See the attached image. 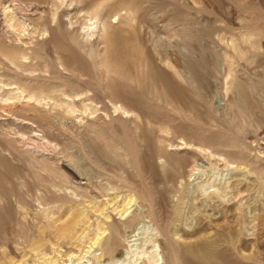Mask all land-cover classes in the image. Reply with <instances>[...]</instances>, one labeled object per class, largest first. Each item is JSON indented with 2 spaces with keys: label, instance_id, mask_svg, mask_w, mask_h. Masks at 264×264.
<instances>
[{
  "label": "rangeland",
  "instance_id": "374dc122",
  "mask_svg": "<svg viewBox=\"0 0 264 264\" xmlns=\"http://www.w3.org/2000/svg\"><path fill=\"white\" fill-rule=\"evenodd\" d=\"M80 1L66 12L76 21L67 29L68 17L60 27L49 21L53 0L41 1L39 12L48 17L52 31L32 40L41 46L27 40L35 53L32 66L12 64L0 54V264L109 263L108 257L96 260L99 247L89 250L94 229L117 227V223L119 227L131 217L133 223L121 226L115 259L128 261L134 247L153 233L150 228H156L161 264H264V0ZM96 4L106 5V20L112 22L105 52L117 77L111 74L107 78L101 64H92L89 47L81 51L76 45L72 29L81 31L86 12ZM124 6L131 8L128 17L122 11V17L110 19ZM1 29L0 40L5 43ZM101 49L103 45H99ZM56 52L66 71H59ZM138 64L144 67L140 87L130 83L140 77ZM27 85L52 91L57 100L60 90L83 93L74 99L78 109L81 101L90 104V98L98 111L92 115L77 111L69 117L55 100L37 102L27 92L21 93ZM111 95L141 114L146 128L141 126L143 135L133 132L130 121L112 120L119 113L108 111L110 117H106L104 105L110 107L107 98ZM148 122L153 137L147 132ZM90 128L98 137L90 134ZM164 128L171 129L175 137L194 135L192 143L206 148L205 154H194L205 169L192 183H184L186 175L176 165L184 160L191 166L194 148L188 154L180 151L169 156L165 169L159 166L157 141L164 136ZM36 133L46 134L51 146L42 149ZM153 138H157L156 145ZM53 144L57 145L54 150ZM126 151L133 155L125 157ZM41 161L56 164L58 172L73 181L60 183L53 173L42 169ZM205 181L221 191L212 189L209 195H202L199 183ZM133 194L137 206H129L127 218L120 216ZM138 214L144 215L140 218ZM69 227L74 229L69 239H63L62 233ZM37 244L40 255L35 254Z\"/></svg>",
  "mask_w": 264,
  "mask_h": 264
},
{
  "label": "bare ground",
  "instance_id": "6f19581e",
  "mask_svg": "<svg viewBox=\"0 0 264 264\" xmlns=\"http://www.w3.org/2000/svg\"><path fill=\"white\" fill-rule=\"evenodd\" d=\"M41 1H45V0H0V26L2 27L1 30H3V36H5V38L7 39V42L3 43L1 40H0V54L5 58L7 59L10 63L12 64H18L20 66H32V53L34 52H31V48L28 46V42L27 40H29V44H32V45H35V46H41L42 44L40 42H38L37 40L36 41H32V40H35L36 38V35L37 36H48L50 35V27H48V17L45 15L44 12H39V5L41 3ZM52 2V0H51ZM81 3L80 0H53L52 4H51V16H50V20L49 21H52L53 23L56 24L57 27H60L61 24L63 23V18L64 17H68V14H66L67 11H70L68 10V8L70 6H72L73 4H76V6L78 7V5ZM43 4V3H42ZM46 4V3H45ZM48 5V4H47ZM42 6V5H41ZM45 6V5H44ZM50 6V5H49ZM74 6V5H73ZM125 6H128L127 3L125 4ZM123 7V8H119L112 16H110V19L112 18H116V19H119V17H122L121 15V12L124 11L125 14L124 16L128 17L129 14L131 13V8L130 7ZM65 8L63 11H61V13L59 12L60 10H62V8ZM106 5L105 4H96V5H93L92 7H90L88 9V11L86 12V17L83 15L82 17L84 18L85 17V23L83 24V27H81V31L79 30H76L74 31V29H72L73 32L76 33V45L77 47L82 51V50H85V48H88L89 52H88V55L89 57L92 59V64H94V67H96L95 65H97L98 63L101 64V66L104 67V70H105V74H106V77L109 78L111 76V74H115L116 75V70H114L112 68V66H110L109 62H108V57H107V53L105 52L107 50V45H108V42H109V39H111V32H110V29L112 27V22L111 21H107V13H106ZM43 11V10H42ZM137 12V10L135 11ZM79 13V12H78ZM71 14V13H70ZM69 14V15H70ZM77 15V13H76ZM123 16V17H124ZM78 17V16H77ZM81 18V16H80ZM72 17H68V22H65V26H66V29L68 28L67 25L69 26H72L74 23L72 22ZM82 23V22H81ZM114 23V22H113ZM53 26V25H52ZM75 27V26H74ZM77 27V26H76ZM133 27V26H132ZM65 28V27H64ZM63 28V30H64ZM58 30V28H57ZM71 30V29H70ZM112 30V29H111ZM61 31V30H60ZM62 32V31H61ZM72 33V32H71ZM61 34V33H60ZM1 37V35H0ZM45 38V37H44ZM48 38V37H46ZM45 38V40H46ZM43 39V38H42ZM40 40V39H38ZM111 43V42H110ZM157 43V42H156ZM99 45H103V49L99 50ZM110 45V44H109ZM102 47V46H101ZM39 50H43V48H40L38 47ZM57 49V48H56ZM36 50V49H35ZM38 50V51H39ZM134 50V49H133ZM136 50V48H135ZM160 50V49H159ZM37 51V50H36ZM105 52V53H102ZM138 51V50H136ZM136 51H133L135 54H136ZM133 53V54H134ZM138 53H141L142 52H137ZM35 54V53H34ZM140 54V56H141ZM158 54V53H157ZM143 55V54H142ZM56 56H57V60H58V66H59V71L60 70H64L66 71L67 68L64 66V64L62 63V56L59 52H56ZM131 56V55H130ZM159 56V55H158ZM1 57V56H0ZM134 57V56H133ZM135 57H138V55ZM134 57V58H135ZM131 58V57H130ZM139 60L141 57H138ZM136 58V59H138ZM100 60L99 62L97 60ZM127 59V58H126ZM135 59V60H136ZM229 59V58H227ZM132 61H134V59H130ZM142 60V59H141ZM138 61V60H137ZM115 63V62H114ZM132 64V62H130ZM119 64V63H118ZM130 64V65H131ZM134 64L135 61H134ZM166 64V63H165ZM41 65V64H40ZM48 65V64H47ZM129 65V64H128ZM168 65V64H167ZM176 65V64H175ZM133 66V65H132ZM135 66V65H134ZM45 67V65H44ZM49 67V66H48ZM128 67V66H127ZM131 67V66H129ZM132 68V67H131ZM146 68V67H145ZM36 69V68H35ZM124 69V68H123ZM126 69V68H125ZM163 69V68H162ZM226 69V68H225ZM29 70V69H28ZM73 70V69H72ZM119 70V69H118ZM134 70V69H133ZM164 70V69H163ZM26 71V70H25ZM43 71V70H42ZM41 71V72H42ZM136 71V70H135ZM137 71H138V74L140 75L139 78L137 79H130V83L132 84H136V86L140 87L141 86V83H142V80H141V74H143V71H144V67H143V64L142 65H139L138 64V67H137ZM176 74H178L180 77L182 76L178 70H174ZM45 72V71H44ZM71 72V71H70ZM68 72V73H70ZM78 73V71H76ZM125 72V71H124ZM27 73V72H26ZM40 73V72H39ZM72 73V72H71ZM117 73H120L117 71ZM72 75V74H71ZM75 75V74H74ZM103 75V74H102ZM30 76H34V75H30ZM132 76V75H131ZM113 77V76H112ZM117 77V75H116ZM115 77V78H116ZM27 79V78H26ZM36 79V78H35ZM57 79V78H56ZM121 79V78H120ZM225 81V80H224ZM226 82V81H225ZM18 83V82H17ZM103 84V83H102ZM227 84V83H226ZM35 85H38V84H35ZM229 85V84H228ZM227 85V86H228ZM232 85V84H231ZM52 88V87H51ZM63 88V87H62ZM14 90V89H13ZM225 90V89H224ZM223 90V91H224ZM91 91V90H89ZM16 92V91H15ZM24 92H27L28 94V97L31 98V99H35L37 102L41 101V100H55V103H58L59 107L63 109L64 107V112L67 116H73L74 114H76L77 111L79 112H82L83 114H87L89 113L90 115L92 114H95L97 111H98V108L95 106V102L93 100H91L90 98H87L89 101H90V104L88 103H85V101H81L82 104H81V107L78 109V106L76 105L75 103V100L74 99H78L80 98L82 95H84L83 93H78L76 91H72V92H68L66 90H60V99L57 100L54 96H53V92L50 91V92H45L42 88L40 89H37V88H34L32 86H29L27 85L26 87H24V89H22L21 93H24ZM20 93V91H19ZM57 94V93H56ZM24 95V94H23ZM86 95V93H85ZM159 95V94H158ZM18 96V95H17ZM15 96V97H17ZM20 96V95H19ZM161 97V96H160ZM26 98V96H25ZM156 98V97H155ZM167 100V99H166ZM30 101V99L28 100ZM107 101H108V104L110 105V107H108V105H104L106 111H104L106 117H110V114L108 111H112V113L116 114V113H119L116 117H113L112 115V120H115V119H120L122 121H127V122H131L132 125H133V132L138 135L139 133L142 134L143 131H141V126L142 124H144V121H143V118L141 116V114L135 110L134 108L126 105L125 103H123L120 99H118L117 97H114L113 95H111L110 98H107ZM35 103V101H34ZM49 103V102H48ZM163 105V104H162ZM182 110V109H181ZM180 113V111H179ZM182 113V112H181ZM103 115V113H101ZM78 115V114H77ZM76 115V116H77ZM182 115V114H181ZM104 116V115H103ZM128 116H131L130 119H128L129 117ZM68 117V118H69ZM94 117V116H93ZM128 117V118H127ZM242 117V116H241ZM99 119H102L104 117H98ZM84 118H82L83 120ZM88 119V118H87ZM97 119V118H95ZM94 119V120H95ZM106 119V118H105ZM162 119V118H161ZM163 121V120H162ZM171 121V120H169ZM151 122V121H150ZM150 122L146 123V127H147V132H149L151 135L153 133L152 131V128L150 127ZM157 123V121H155ZM159 122V121H158ZM170 123V122H169ZM29 124V123H28ZM49 124V123H48ZM160 124V122H159ZM172 124V123H171ZM170 124V125H171ZM113 126V125H112ZM124 126V125H123ZM131 126V125H130ZM169 126V125H168ZM31 127V126H30ZM37 127V126H36ZM47 127V126H46ZM88 127V126H87ZM170 127V126H169ZM38 128V127H37ZM96 128V127H95ZM113 128V127H112ZM143 128V126H142ZM130 129V128H129ZM143 129H146V128H143ZM114 130L116 131L117 128ZM175 130V128H174ZM41 131V129H40ZM118 131V130H117ZM96 130L94 128H90V134H94L96 135ZM145 132V131H144ZM44 133V132H43ZM148 133V134H149ZM161 133L164 134V136H160L158 137V141H157V138L156 140L154 139L153 142H154V145H156L155 141H157V146H158V149H159V156H158V160L159 162L161 163V167H163L165 169V166H167L169 163H168V157L171 156L172 154H179L180 151H184L186 154L189 153V148L192 147L194 148V153L193 155H191V159H192V165L189 166V164H187L186 161H180L177 163V168L178 170L180 171L181 175H186V179H185V182L184 183H192L193 180H195L196 178V175H200L202 173H204L203 169V164L202 165H199L196 161V158L194 156V154L196 155L198 153L200 154H205L207 151H206V148L200 144H195V143H192L193 140H192V137H194V135L192 136H188V137H191V142L188 141V137L187 135L185 136H177L175 137L173 134V131H171V129L169 128H164V130H161ZM22 134V133H21ZM20 135V134H19ZM140 135V136H141ZM153 135L151 137H153ZM156 135V134H155ZM176 135V133H175ZM22 136H24L22 134ZM21 136V137H22ZM37 137L40 138V140L38 142H42V145H43V148L46 146V145H50V141L47 139V136L46 134L43 136V135H39L36 133ZM97 136V135H96ZM105 136V135H104ZM197 136V135H196ZM98 137V136H97ZM184 137L188 138V139H185ZM202 137V136H201ZM24 138V137H22ZM96 138V137H95ZM197 137H195L196 139ZM21 139V138H20ZM31 139V138H30ZM29 139V140H30ZM140 139V138H139ZM204 139V137H203ZM23 140V139H21ZM110 140V139H108ZM131 140V139H130ZM138 141V139H136ZM177 140H180L181 142L178 143L176 142ZM197 140V139H196ZM205 140V139H204ZM33 141V140H32ZM144 141V139H143ZM142 141V143H143ZM31 142V141H30ZM37 143V141H33V143ZM207 142V140L205 141ZM27 143V142H26ZM106 143H111V142H106ZM136 143V142H135ZM209 143V142H208ZM38 144V143H37ZM40 144V143H39ZM104 144V143H103ZM206 144V143H205ZM232 144V143H230ZM95 145V144H94ZM228 145V144H227ZM32 146V144H31ZM51 146V145H50ZM106 146V145H105ZM213 146V145H212ZM216 146V145H215ZM229 146V145H228ZM48 147V146H47ZM57 145L56 144H53V150L54 148H56ZM121 147V146H120ZM182 147V148H180ZM221 147V146H220ZM33 148V147H32ZM31 148V149H32ZM180 148V149H179ZM235 148L237 149V146H235ZM239 148V146H238ZM33 149H37V147L33 148ZM41 149V148H40ZM48 149V148H47ZM64 149V148H63ZM98 149V148H97ZM155 149V148H154ZM39 150V149H38ZM36 150V151H38ZM63 151V150H62ZM121 151V150H120ZM130 151V150H129ZM240 151V150H239ZM122 152V151H121ZM125 152V151H123ZM127 152V151H126ZM157 152V151H156ZM232 152V151H231ZM238 152V150H237ZM30 153V152H29ZM75 153V152H74ZM128 153V152H127ZM125 153L124 156L125 157H128V155L130 153ZM158 153V152H157ZM156 153V154H157ZM184 153V154H185ZM212 153V152H211ZM239 153V152H238ZM113 154V153H112ZM183 154V156H184ZM33 155V153H32ZM130 155H133V154H130ZM198 155V154H197ZM211 155V154H209ZM220 155H223V154H220ZM225 155V154H224ZM231 155V154H230ZM35 156V155H34ZM157 156V155H156ZM180 156V155H179ZM182 156V159H185V156L183 158ZM121 157V155H120ZM211 157V156H210ZM237 157V156H236ZM239 157V156H238ZM36 158V157H35ZM43 158V157H42ZM115 158V157H114ZM118 158V157H117ZM122 159H125L123 156L121 157ZM243 158V157H242ZM34 159V157H33ZM116 159V158H115ZM119 159V158H118ZM132 159V156L131 158ZM129 159V160H130ZM170 159V158H169ZM176 159V158H175ZM179 159H181V156L179 157ZM40 160V159H39ZM38 160V161H39ZM44 160V159H43ZM42 160V161H43ZM229 160V159H228ZM36 161V160H34ZM41 161V164L40 165L42 167V169L47 172L49 175L51 173H53L54 177L60 182V183H63V184H69L70 182H72L69 178L70 176H67L68 174H62V173H59L58 172V168L56 167V164H48V163H42ZM59 161V160H58ZM118 161V160H117ZM126 161V160H125ZM124 161V162H125ZM132 162V161H131ZM254 162V161H253ZM37 163V162H36ZM122 162H120L121 164ZM130 163V162H128ZM34 164V163H33ZM123 164V163H122ZM35 165V164H34ZM115 165V164H114ZM175 165V164H174ZM234 165V164H232ZM237 165V164H236ZM33 166V165H32ZM36 166V165H35ZM34 166V167H35ZM130 166V164H129ZM127 166V167H129ZM242 166V165H241ZM254 166V165H253ZM37 167V166H36ZM123 167V166H122ZM131 167V166H130ZM206 167V166H205ZM228 167H229V163H228ZM227 167V168H228ZM237 167V166H236ZM239 167V166H238ZM119 168V167H118ZM121 168V167H120ZM122 169V168H121ZM125 169V168H124ZM205 169V168H204ZM243 169V168H242ZM35 170V169H34ZM37 170V169H36ZM118 170V169H117ZM44 172V173H45ZM126 172V171H125ZM174 172V171H173ZM40 173V172H39ZM43 173V174H44ZM127 173V172H126ZM41 174H42V171H41ZM42 174V175H43ZM48 174L46 176H48ZM38 175V174H37ZM168 175V174H167ZM215 175V174H214ZM40 176V175H39ZM45 176V177H46ZM50 177V176H49ZM40 178V177H39ZM44 178V177H43ZM47 178V177H46ZM183 178V177H182ZM199 178V177H198ZM75 179V178H74ZM127 179V178H125ZM124 179V180H125ZM41 180V178H40ZM171 180V178H170ZM43 181V180H42ZM123 181V180H122ZM183 181V180H182ZM180 183V185L182 186L183 183ZM192 181V182H191ZM48 182V180L46 181ZM43 181V183H46ZM42 183V184H43ZM173 183V182H172ZM176 183V182H175ZM174 183V184H175ZM179 183V181H178ZM218 183V182H217ZM111 184V183H110ZM199 190L201 192L202 195H209L211 192L212 189H214L215 193H219L221 190L219 188H216L214 185H212L210 182H201L199 183ZM116 185V184H115ZM178 184H176L177 186ZM188 185V184H186ZM186 185H184L183 187H185ZM132 186V185H130ZM175 186V187H176ZM55 188H57L58 190H61V186H59L58 184L54 185ZM113 187V186H112ZM116 187V186H114ZM119 187V186H118ZM122 187V186H121ZM126 187V185H125ZM128 187V186H127ZM126 187V188H127ZM133 187V186H132ZM131 187V188H132ZM173 187V185L171 186ZM69 188V187H68ZM124 188V187H123ZM177 188V187H176ZM181 188V187H180ZM118 189V188H117ZM130 189V188H129ZM128 189V190H129ZM136 189V188H135ZM184 189V188H183ZM63 190V189H62ZM69 190V189H68ZM182 190V189H181ZM108 191V190H107ZM132 192H134L133 190H131ZM180 191V189H179ZM57 192V191H56ZM72 192V191H71ZM175 192V191H174ZM40 193V192H38ZM53 193V192H52ZM58 193V192H57ZM130 193V192H129ZM139 193V192H138ZM177 192H175L176 194ZM224 193V192H223ZM222 193V194H223ZM105 194V193H104ZM141 194V193H140ZM47 195V194H46ZM136 195V193H135ZM135 195H131L129 198H128V201L125 205V207L123 208V210L120 212V216H124V215H127V213L129 212V208L131 207V204L135 203L136 205V199L135 198ZM52 196V195H51ZM139 197V196H138ZM224 197V196H222ZM52 198V197H50ZM66 198V197H65ZM143 198V197H142ZM125 199V198H124ZM140 200V199H139ZM37 201V200H35ZM67 201V200H66ZM113 201V200H111ZM125 201V200H124ZM145 201V199H144ZM118 202V201H117ZM123 202V201H122ZM138 202V201H137ZM140 202H142L140 200ZM45 203V202H44ZM48 202H46L47 204ZM111 203V202H110ZM108 203V204H110ZM145 203V202H144ZM50 204V203H49ZM98 204V202H97ZM102 204V203H101ZM115 204V203H114ZM124 204V203H123ZM141 204V203H140ZM143 204V202H142ZM48 205V204H47ZM103 205V204H102ZM150 205V204H149ZM42 207L44 206L41 205ZM114 206V205H113ZM119 206V205H117ZM124 206V205H123ZM130 206V207H129ZM137 206V205H136ZM142 206V205H141ZM140 206V207H141ZM143 207V206H142ZM109 208V207H108ZM107 208V209H108ZM110 208H113L110 206ZM116 208V207H115ZM114 208V209H115ZM120 208V207H119ZM118 208V209H119ZM96 209V208H95ZM148 209V212H149V207L147 208ZM58 210V209H57ZM100 210V209H99ZM153 210V209H152ZM91 211V210H90ZM114 211V210H113ZM140 211H141V208H140ZM85 212V211H84ZM101 212V210H100ZM107 212V210H106ZM104 212V213H106ZM144 213V212H143ZM89 214V213H88ZM116 214V213H115ZM118 214V213H117ZM116 214V215H117ZM129 214V213H128ZM131 214V213H130ZM148 215L150 217V215L148 213H145V215ZM73 215V214H72ZM108 215V214H107ZM144 215V214H142ZM141 214H138L136 216L140 217L142 216ZM153 215V214H152ZM95 216V215H93ZM92 216V218H93ZM131 216V215H129ZM128 217V215L126 216V218ZM143 217V216H142ZM147 217V216H146ZM153 216H151L152 218ZM97 218V217H96ZM101 218V216H100ZM105 218V217H104ZM101 219V220H104ZM141 218V217H140ZM70 219H71V216H70ZM89 219V218H88ZM99 219V218H98ZM106 219V218H105ZM110 219V217H109ZM133 217L131 218H127V220L121 224L122 225H125L126 227L133 223ZM144 219V218H143ZM73 220V219H72ZM80 220H82V218H80ZM124 220V219H123ZM93 221V220H92ZM95 221V220H94ZM109 221V220H107ZM106 221V222H107ZM104 222V221H103ZM92 223V222H90ZM102 223V222H101ZM110 224V221L108 222ZM115 223V222H114ZM104 224H106L104 222ZM116 224V223H115ZM140 224V223H139ZM142 224V222H141ZM145 224V223H143ZM77 225V224H76ZM92 225V224H91ZM98 225V224H96ZM113 225V224H112ZM112 225H106V227H98L96 228V230L94 229L95 232V235L94 237L90 240V247H89V250L92 249L94 247L95 249V246L99 247V249L101 250V254H99V256L96 258L97 261H101V259H104V257H108L109 259V263H104V261L102 260V263L100 264H138L139 261H142L143 264H161L162 261H163V258H162V253H161V247H160V244L158 242V230L156 228H150L151 232L153 233H148V237L146 238V240L144 239H139V240H142V243L141 245H139L138 247H134L133 251H131V254L132 256L130 257V259L128 261H123V260H120V257L119 259H115V254L116 252L118 251L117 250V247H118V243L119 241H121L122 239V230H121V226L118 227V223H117V227H114ZM116 226V225H115ZM142 226V225H141ZM147 226V225H146ZM149 226V225H148ZM75 227V226H74ZM79 227V226H78ZM87 227V226H85ZM125 227V228H126ZM93 228V227H92ZM142 228V227H141ZM145 228V227H144ZM74 228L72 227H69L67 229H65L62 233V238L63 239H69V234L70 232L73 230ZM89 229V228H88ZM147 229V227H146ZM149 229V228H148ZM146 230V231H149V230ZM23 230V229H22ZM26 230V229H25ZM87 230V229H85ZM127 229H125L126 231ZM143 230V229H142ZM157 230V231H156ZM90 231V230H89ZM141 231V230H140ZM108 232V235L107 237L105 238V240L102 241V237L105 236V234H107ZM142 232V231H141ZM150 232V231H149ZM55 233V232H54ZM143 233V232H142ZM141 233V234H142ZM83 234V233H82ZM152 234V235H151ZM85 235V234H84ZM146 235V234H145ZM80 236V235H78ZM140 236V235H139ZM144 236V235H143ZM131 236H129L130 238ZM135 237V236H134ZM146 237V236H145ZM54 238V237H53ZM126 239V238H125ZM57 241V240H56ZM133 241V240H132ZM127 242V241H126ZM75 243V242H74ZM84 243V242H83ZM121 243V242H120ZM80 244V243H79ZM146 244H149V248L147 247V249L145 248L146 247ZM134 245V244H133ZM138 245V244H137ZM48 246V245H47ZM87 246V245H86ZM58 247V246H57ZM37 248L35 254L36 255H40L41 254V250H40V245L37 244L36 247ZM87 248V247H86ZM130 250L132 248V246H129L128 247ZM58 249V248H57ZM87 250V249H86ZM85 250V251H86ZM55 251V250H54ZM91 251V250H90ZM204 252V251H203ZM80 253V252H79ZM82 254V253H81ZM89 254V253H88ZM126 254V253H125ZM127 255V254H126ZM201 255V254H200ZM76 256V255H75ZM78 256V255H77ZM84 256V255H83ZM86 256V255H85ZM209 256V255H208ZM207 256V258H208ZM35 257V256H34ZM129 257V256H127ZM126 257V258H127ZM37 258V257H36ZM78 258V257H77ZM82 258V257H81ZM211 258V256H210ZM41 259V258H40ZM43 259V262L45 263L46 262V259L45 257L43 256L42 257ZM79 259V258H78ZM125 259V258H124ZM73 260V259H72ZM41 261V260H40ZM69 261V260H68ZM39 262V261H38ZM78 262V261H77ZM88 262V261H87ZM41 263V262H40ZM54 263V262H53ZM71 263V262H70ZM207 263V262H206ZM37 264V263H36ZM39 264V263H38ZM75 264V263H74ZM77 264H80V263H77ZM82 264V263H81Z\"/></svg>",
  "mask_w": 264,
  "mask_h": 264
}]
</instances>
